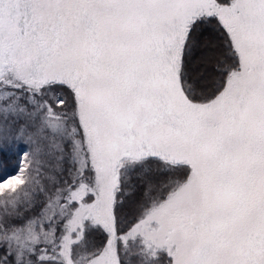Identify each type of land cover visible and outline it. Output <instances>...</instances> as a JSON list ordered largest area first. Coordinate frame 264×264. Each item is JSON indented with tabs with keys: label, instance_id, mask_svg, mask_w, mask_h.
<instances>
[{
	"label": "snow or ice",
	"instance_id": "snow-or-ice-1",
	"mask_svg": "<svg viewBox=\"0 0 264 264\" xmlns=\"http://www.w3.org/2000/svg\"><path fill=\"white\" fill-rule=\"evenodd\" d=\"M0 264H264V0H0Z\"/></svg>",
	"mask_w": 264,
	"mask_h": 264
}]
</instances>
